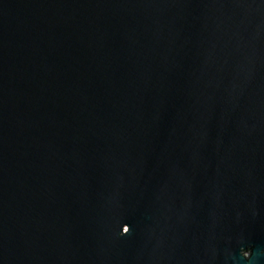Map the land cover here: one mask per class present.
I'll use <instances>...</instances> for the list:
<instances>
[{
  "label": "water",
  "instance_id": "1",
  "mask_svg": "<svg viewBox=\"0 0 264 264\" xmlns=\"http://www.w3.org/2000/svg\"><path fill=\"white\" fill-rule=\"evenodd\" d=\"M0 264H264V0H0Z\"/></svg>",
  "mask_w": 264,
  "mask_h": 264
},
{
  "label": "clouds",
  "instance_id": "2",
  "mask_svg": "<svg viewBox=\"0 0 264 264\" xmlns=\"http://www.w3.org/2000/svg\"><path fill=\"white\" fill-rule=\"evenodd\" d=\"M129 232H130V231H129ZM129 232H128V233H129ZM128 233H124L123 230H122V235H123V234H128ZM250 250H251V249H250ZM251 255H252V251H251V254H250L249 256H246L245 258H250Z\"/></svg>",
  "mask_w": 264,
  "mask_h": 264
}]
</instances>
